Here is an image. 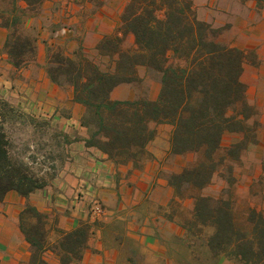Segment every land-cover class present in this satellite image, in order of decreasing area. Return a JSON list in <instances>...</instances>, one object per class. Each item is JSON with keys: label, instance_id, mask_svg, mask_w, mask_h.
Instances as JSON below:
<instances>
[{"label": "trees", "instance_id": "trees-1", "mask_svg": "<svg viewBox=\"0 0 264 264\" xmlns=\"http://www.w3.org/2000/svg\"><path fill=\"white\" fill-rule=\"evenodd\" d=\"M18 1L12 0L13 19L2 25L10 30L5 44L9 62L19 70L37 55V40L25 32L23 17L38 14L47 0H20L27 4L20 11ZM239 1L256 2L264 10V0ZM121 22L114 35L99 42L94 58L82 47L73 56L60 47L48 51L51 81L73 87L75 102L86 108V144L117 166L140 170L152 157L148 146L157 135L152 125H170L171 154L191 153L196 159L169 178L175 194L172 205L192 199L194 207L180 222L184 235L165 241L168 257L175 264H264V212L251 208L240 220L235 211L234 166L257 143L259 122L242 81L246 54L218 41L230 25L216 28L201 21L194 0H128ZM130 34L134 46L127 48ZM141 69L147 77H159L157 100L144 94L135 100H113L118 86L144 82ZM9 113L11 109L0 107V204L10 192L29 198L48 183L25 160L14 158L2 120ZM227 133L241 139L225 146ZM216 175L227 183L221 194L203 195ZM19 222L31 247L29 264H51L49 253L59 264L81 262L95 231L113 225L83 222L71 232L56 229L60 237L52 240L48 217L30 204Z\"/></svg>", "mask_w": 264, "mask_h": 264}, {"label": "crops", "instance_id": "crops-1", "mask_svg": "<svg viewBox=\"0 0 264 264\" xmlns=\"http://www.w3.org/2000/svg\"><path fill=\"white\" fill-rule=\"evenodd\" d=\"M194 2L201 21L216 28L230 25L218 41L246 54L242 81L248 88L249 104L258 112L259 129L257 143L235 163V199L255 195L253 184L264 181V10H259L253 1ZM127 3L128 0H47L38 14L28 13L23 17L25 32L37 40V55L27 67L18 70L10 64L5 50L10 30L2 25L3 21L13 19L14 5L12 0H0V107L14 109L36 123L39 120L55 128L65 157L60 171L44 189L29 198L10 192L0 204V264L30 262L31 247L19 222L27 204L48 217L52 240L60 237L56 229L71 232L83 222L100 221L109 225L122 222L125 232L121 237L134 242L132 255L146 253L143 261L136 262L133 256H125L119 236L114 234L109 239L106 229H99L90 239L82 261L73 264H175L167 255L165 241L184 235L175 213L182 209L190 214L194 201L180 200L178 206H173L175 194L169 178L191 165L195 155H172L173 128L153 124L157 135L148 146L152 157L144 162L142 169L117 166L99 149L86 144L88 129L82 125L86 108L75 102L73 87L53 83L47 72L49 48L60 47L73 56L82 47L87 56L96 57L99 42L121 27ZM17 9H27V4L19 0ZM133 46L134 36L130 34L126 47ZM140 76L144 79L141 85H120L112 92V99L129 101L144 94L150 101L157 100L160 79L148 82L150 77L145 76L143 69ZM240 139L238 134L227 133L224 145ZM214 184L221 186L211 194ZM226 184L216 175L202 194L219 197ZM95 202L104 214L93 213ZM46 259L59 264L52 253Z\"/></svg>", "mask_w": 264, "mask_h": 264}, {"label": "rangeland", "instance_id": "rangeland-1", "mask_svg": "<svg viewBox=\"0 0 264 264\" xmlns=\"http://www.w3.org/2000/svg\"><path fill=\"white\" fill-rule=\"evenodd\" d=\"M155 80L159 81V77H150L148 82ZM2 120L5 131L11 141V149L14 158L25 160V162L29 163L30 167L34 168L38 173H41V176L45 177L48 181L50 180V175L55 176L58 174L64 163L65 157L61 148V139L58 137L55 128L49 127L45 123H40L39 120H37L36 123L29 117L15 112L14 109H11V113L7 115L6 119L2 118ZM162 134L165 135L166 132L162 131ZM228 142L227 140V143ZM220 186L214 184L211 194L218 192L219 189H214L220 188ZM237 188L238 187H236V190ZM253 188L254 191L257 192L255 195L253 193V195L251 194L247 197L236 196L235 211L240 220L246 218L251 208L264 212V181L253 184ZM185 208L188 210L187 207ZM187 216V211L177 209L175 220L176 222H181ZM107 230L109 239L112 238L114 234L119 236L120 241H122L121 243L125 246V256H133L131 250L135 247L134 242L128 238L121 237L125 232L124 226L113 224L112 227ZM136 254H134L133 257L136 262L140 263L143 261V257L145 258L146 253L139 252L137 255ZM184 255L187 256V253Z\"/></svg>", "mask_w": 264, "mask_h": 264}, {"label": "built area", "instance_id": "built-area-1", "mask_svg": "<svg viewBox=\"0 0 264 264\" xmlns=\"http://www.w3.org/2000/svg\"><path fill=\"white\" fill-rule=\"evenodd\" d=\"M93 213H95L96 215H102L104 214V210L103 208L100 206V204L98 202L94 203V207H93Z\"/></svg>", "mask_w": 264, "mask_h": 264}]
</instances>
